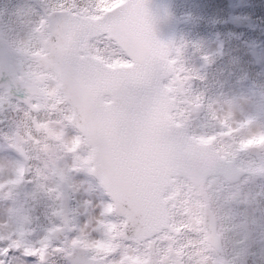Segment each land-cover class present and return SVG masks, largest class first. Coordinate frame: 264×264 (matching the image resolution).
<instances>
[{
	"label": "snow or ice",
	"instance_id": "obj_1",
	"mask_svg": "<svg viewBox=\"0 0 264 264\" xmlns=\"http://www.w3.org/2000/svg\"><path fill=\"white\" fill-rule=\"evenodd\" d=\"M38 3L30 9L37 21L21 49L38 67L20 78L22 86L34 108L60 95L91 105L79 125L89 149L79 152L77 136L67 150L75 153L72 166L97 173L112 199L79 228H46L23 247L19 241L4 243L0 236V264H52L62 257L76 264H190L184 228L167 208L161 211L167 204V174L159 155L147 151L154 121L163 113L167 123L162 132L169 136L190 134L203 145L227 140L240 151L264 145V128L251 132L252 118L240 121L231 111L222 116L216 102L194 89L193 82L203 78L187 65L183 44L156 35L146 0L110 10L105 0ZM133 10L147 17L150 47L129 39ZM33 42L37 51L30 47ZM203 59L209 61L211 54L204 53ZM234 126H247L251 135L237 139ZM19 173L23 179L24 169Z\"/></svg>",
	"mask_w": 264,
	"mask_h": 264
},
{
	"label": "clouds",
	"instance_id": "obj_2",
	"mask_svg": "<svg viewBox=\"0 0 264 264\" xmlns=\"http://www.w3.org/2000/svg\"><path fill=\"white\" fill-rule=\"evenodd\" d=\"M19 20L16 16L14 23ZM23 20L25 26L19 31L9 30L0 51V67L20 85V78H26L29 71L35 73L38 67L21 51L37 17L27 15ZM30 47L39 49L34 42ZM11 95L12 89L5 88L0 98L8 101ZM40 105L34 108L31 98L23 106L17 103L5 133L8 144L22 159L0 182L2 191L10 193L8 202L12 204L0 216V236L4 243L19 241L22 247L46 228L58 224L70 227L64 177L75 153L67 149L74 146L77 136L79 152L89 149L88 137L79 125L82 115L91 112L90 104H77L60 95L42 99ZM227 112L225 107L220 114ZM260 130L259 123L252 124L251 132ZM248 136L245 131L236 138ZM160 145L161 168L167 174V204L161 211L167 208L173 222L184 228L183 236L191 245L187 252L190 264H264V159L253 155L256 150L264 151V145L240 151L227 140L203 145L190 134L173 137L166 132L160 136ZM13 180L20 182L10 183ZM57 192L62 193L58 199Z\"/></svg>",
	"mask_w": 264,
	"mask_h": 264
},
{
	"label": "rangeland",
	"instance_id": "obj_3",
	"mask_svg": "<svg viewBox=\"0 0 264 264\" xmlns=\"http://www.w3.org/2000/svg\"><path fill=\"white\" fill-rule=\"evenodd\" d=\"M206 2L210 3L212 0ZM38 6L39 3H35L33 0H10V5H7L6 0H0V51L3 50L4 41L7 38L2 30L4 17L7 15L13 18L19 16L20 23L17 27L19 31L25 26L23 17L31 15L30 9ZM219 8L212 9L215 13L211 10L206 12L205 9H202V0H187L186 4L184 0H176L174 11L177 18L183 22L178 33V44H183L184 50L187 49L191 42L187 41L186 33L190 36L195 32L198 17L201 19L202 17L205 19L206 16L210 17V25L207 26L206 31L202 29L196 32L195 48L189 50L197 49L198 53L192 57L189 67L199 76L203 74L207 77L212 74L211 76L215 78V88L213 87L214 89L211 90L208 100L216 102L215 106L220 111H224L227 107L228 111L234 113L235 119L244 121L252 118L254 109L263 110L264 101L260 97H264V0H225V5H221ZM203 12L206 14L204 15ZM216 22L222 25L220 29L225 34L224 36L214 32L213 24ZM233 43L238 45L237 55L234 54ZM204 53L211 54L209 61L203 59ZM243 56L247 57L245 59L249 61L248 64L245 63V59L243 62ZM229 61L237 64L228 65ZM217 63L220 65L221 74H217ZM206 64H208L207 68H205ZM211 65L214 66L213 70ZM257 78L259 79L257 80ZM196 81L193 82L194 89ZM5 88H8L6 83L0 86V94ZM258 99L262 101L259 105L257 104L259 103ZM1 100L2 98H0V102ZM17 100L21 106L27 102V100L11 95L8 100L9 106L4 108L0 104V111L7 116L9 110L15 107ZM253 123H259L261 126L260 119L254 120ZM245 131H248L247 126L232 128L234 136ZM250 135L251 132H249ZM4 139L7 142L5 135ZM14 156L15 154L0 148V182L3 181L6 174L13 171L12 166L18 164L13 158ZM72 163L73 161L70 160L64 182L69 193L66 214L72 221L70 229H76L97 216L107 201L105 200L103 203L102 195L91 185L86 174L87 169L73 167ZM88 175L90 176L91 173L89 172ZM9 199L10 195H6L0 190V216L6 214L12 207V204L8 202Z\"/></svg>",
	"mask_w": 264,
	"mask_h": 264
},
{
	"label": "water",
	"instance_id": "obj_4",
	"mask_svg": "<svg viewBox=\"0 0 264 264\" xmlns=\"http://www.w3.org/2000/svg\"><path fill=\"white\" fill-rule=\"evenodd\" d=\"M173 1L174 0H146V3L153 18L156 35L161 40L175 42L177 39V28L180 22L177 21L172 11ZM130 2L131 0H125V3L122 5H128ZM128 23L129 39L133 43L150 47V42L146 38V15L139 10H133L130 13ZM166 123L167 117L163 113L157 117L153 124L152 139L147 148L149 153H156L159 155V158L161 156L160 136ZM94 174L101 181L100 176L97 173Z\"/></svg>",
	"mask_w": 264,
	"mask_h": 264
},
{
	"label": "trees",
	"instance_id": "obj_5",
	"mask_svg": "<svg viewBox=\"0 0 264 264\" xmlns=\"http://www.w3.org/2000/svg\"><path fill=\"white\" fill-rule=\"evenodd\" d=\"M120 0H107L105 1L104 3V7L105 9H109V8H112L114 7V5H116L117 3H119Z\"/></svg>",
	"mask_w": 264,
	"mask_h": 264
},
{
	"label": "flooded vegetation",
	"instance_id": "obj_6",
	"mask_svg": "<svg viewBox=\"0 0 264 264\" xmlns=\"http://www.w3.org/2000/svg\"><path fill=\"white\" fill-rule=\"evenodd\" d=\"M262 153H263V155H264V151H262ZM262 159H264V156H263ZM65 260L67 261V263H65V262H60V263H57V264H71L70 262H68V257H65Z\"/></svg>",
	"mask_w": 264,
	"mask_h": 264
}]
</instances>
